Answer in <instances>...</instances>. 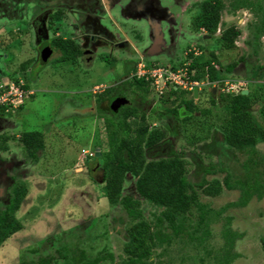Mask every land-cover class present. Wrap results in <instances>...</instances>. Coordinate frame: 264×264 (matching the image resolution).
<instances>
[{
	"label": "rangeland",
	"instance_id": "374dc122",
	"mask_svg": "<svg viewBox=\"0 0 264 264\" xmlns=\"http://www.w3.org/2000/svg\"><path fill=\"white\" fill-rule=\"evenodd\" d=\"M194 1L184 0L183 7L177 8L173 0H163L165 5L173 6L178 20V32L166 29V23L164 24L165 39L168 45H171L173 41L171 39L177 35V47L173 55L163 52L145 57L148 64L178 63V60L184 59V50L188 45L203 42L190 26L192 16L196 13L193 10ZM185 8H188V11H185ZM112 12L113 22L110 17L104 20L110 30L120 33L125 29L140 50L150 45V27L144 19L128 18V15L121 13L119 9ZM31 14L29 6V15ZM253 17L247 9H240L236 15L224 11L223 19L229 24L236 23L242 29L236 51L221 50L218 42H211L210 47L215 48L225 62L230 61L231 57L236 58L240 53L252 51L246 41L249 37L247 23ZM26 20L17 18H13L12 21L0 20V24L6 22L3 31H0V54L3 55L0 58V67L6 69L5 65L10 63L12 69L16 71H13L15 75L26 77L31 89L34 90V94L26 99L23 108L19 110L14 108V111L9 109L11 113L0 123V133L15 134L18 139L22 132L41 131L44 134V148L36 163L29 161L23 145H20L17 139L9 141L7 151H0L3 158L10 160L13 157L12 161L14 158V161H20L18 164L13 163L11 174L16 181L25 183L29 189L16 213L23 227L0 246V264H21L24 258L30 259L37 254L31 252L33 249L46 254L52 251L47 245L54 248L66 245L69 248H79L89 257L106 249L113 253L114 260L107 259L101 264H119L123 254L125 228L130 220L122 222L119 219L120 216L126 218L125 210L121 205L112 206L108 202L103 196L101 185L95 184L89 178L86 167L98 160L95 154L98 147H107L105 116L96 108L97 94L131 74L135 63L138 62V55L100 50L89 62L82 58L74 62L61 60L62 52L55 49L49 59H39V56L35 57L36 52L33 50L35 44L26 35L28 31L26 26L29 23ZM118 25L121 27L118 28ZM244 63L245 67L240 69L241 73L263 71L258 64L264 65V36L260 39L259 56ZM184 65L188 66V61ZM25 66L30 69L24 71ZM210 93H214L213 88L210 89ZM166 96L167 93L163 95ZM149 98L157 102L155 110L159 115L151 113L149 121L155 119L153 125L156 126L161 123L168 125L170 130L168 140L173 143L172 148L186 153L188 175L192 179L200 178V175L195 174L198 166L193 152L200 153L202 166L209 167L211 164L218 166L216 172L206 174L207 179L215 177L222 179L227 173H242L240 163L247 156L230 148L217 128L229 116L227 102H217V107H212V114L205 117L202 123L188 125L184 129L183 124L193 123H185V120L178 122L173 114L168 115L166 110L170 109V103L160 99L154 90L150 92ZM260 104L261 102L257 107ZM142 106L147 105L144 103ZM254 113L256 121L264 126V113L260 109L259 113L257 110ZM202 124L216 125L211 129L210 136L203 137L207 133L201 130ZM257 149L264 155V142L258 143ZM90 152L96 157L90 156ZM160 155L163 153L152 157L158 158ZM101 172L99 169L93 170V176L99 180ZM99 182L101 183L100 180ZM134 184L132 177L126 180L123 195L133 193L139 197ZM239 196V189L228 190L224 187L222 193L217 196L202 194L201 201L217 210L228 202L236 201ZM140 201L145 217L153 222V214L158 213L160 209L143 198H140ZM226 227L236 237L231 251L237 256L233 258L231 264H264L262 241L264 197L262 199L253 197L245 206L229 207L223 211L218 220L211 225V237L205 246L200 248L191 244L183 246L182 243L174 241L171 246L158 247L153 259L156 264H214L216 263L214 254L226 246L223 235ZM79 235L81 236L78 237ZM207 251H212V254L207 255ZM75 257L78 259V256ZM58 260V264H63L61 256Z\"/></svg>",
	"mask_w": 264,
	"mask_h": 264
},
{
	"label": "trees",
	"instance_id": "16d2710c",
	"mask_svg": "<svg viewBox=\"0 0 264 264\" xmlns=\"http://www.w3.org/2000/svg\"><path fill=\"white\" fill-rule=\"evenodd\" d=\"M196 8L197 12L190 25L191 29L193 32L205 29L206 37H201L203 42H195L202 51L201 54L195 55L191 50L186 57L190 60L187 66L190 79L222 82L229 74L232 75L231 78H241L234 74L237 64L246 62L250 58H257L260 53V39L264 36V0H203L196 4ZM240 9H247L254 16L247 23L249 37L246 43L252 51L240 53L236 58L229 57L230 61L225 62L217 50L210 47L211 42H218L221 50H237V40L242 34V29L236 23H227L223 19V13L227 11L231 15H236ZM218 29H220L219 34H217ZM52 45L62 52L61 60L76 62L81 55L79 44L71 37L54 38ZM182 66H184L183 63L172 64L174 69ZM258 67L263 70L261 73L252 71L248 74L247 94L241 91L235 93L221 90L210 93L212 86L208 84L200 89L197 97L194 91L187 89L180 91L169 89L164 93H167L166 97H163L164 94L160 96V99H165L171 105L170 109L166 110L167 113L173 114L178 122L185 120V123H193L183 124L184 129L188 125L202 123L205 117L212 114V107H217V102H227L229 116L217 128L230 148L244 153L247 157L240 163L242 173H227L222 179L206 178V174H213L218 166L216 164H211L209 167L202 166L200 153L193 152L198 166L195 174L200 175V178L196 180L188 175V160L186 153L182 150L177 151L171 147L158 158L150 155L152 149L167 142L170 130L167 124L161 123L156 126L152 124L155 119L149 121L148 117L151 113H148L142 104H147L149 94L154 88L145 78L133 76L137 69L136 63L132 73L122 84L106 87L97 94L99 110L105 116L107 147H98L101 158L97 157V161L103 172L101 183L94 176H88L92 182L101 185L103 196L112 206L123 207L126 218L120 216L119 219L122 222L126 219L130 220L125 228L123 254L119 264H156L153 259L155 250L164 245L171 246L174 241L182 243L183 246L190 244L197 248L205 246L211 237V225L218 220L223 211L229 207L245 206L253 197L257 199L264 197V155L257 149V144L264 142V126L254 117L255 110L259 113L260 109L264 113V95H262L264 65L258 64ZM26 70L28 66L24 67V71ZM7 71L8 73H4V76L9 82L19 84L23 81V89H31L26 77L16 76V71L12 70L11 66ZM0 82L3 83V80ZM123 88L134 90L132 92L141 97L142 104H127L117 112L108 113L110 109L108 101L116 93L123 91ZM27 98L15 109L23 108ZM217 98H219L218 101ZM260 102L261 104L257 107ZM8 108L10 107L0 105V123L5 121L4 117L7 114L14 111ZM214 127H216L215 124H202L201 130L207 133L203 137L210 136L211 129ZM43 136L41 131H25L17 139L15 134L2 132L0 133V151H7L9 141L17 139L18 143L23 145L29 161L36 163L44 148ZM92 157L96 156L93 154ZM87 168L90 169V166ZM220 169L223 170V168ZM130 177L135 181L134 189L139 197L133 193L128 195L122 193L124 183ZM224 187L228 190L239 189V198L217 210L201 201L202 194L217 196L222 193ZM28 191L27 185L19 181H15L11 188L9 203L5 209L0 210V246L11 235L22 229L23 224L16 213ZM140 198L160 209L158 213L153 214V222L145 217ZM223 235L226 246L214 254L216 262L214 264H231L233 258L237 256L231 251L236 239L235 234L230 233V229L226 227ZM46 241L48 242L49 239ZM262 241L264 248V236ZM47 246L52 251L43 254L40 250L33 249L31 252L38 255L30 259L24 258L21 264H58L59 256L63 258V264H101L107 259L114 260L113 253L106 249L89 257L79 248H69L67 245L59 248ZM211 252L207 251V255L210 256ZM159 255L161 254H157ZM75 256H78V259Z\"/></svg>",
	"mask_w": 264,
	"mask_h": 264
},
{
	"label": "flooded vegetation",
	"instance_id": "af4514ba",
	"mask_svg": "<svg viewBox=\"0 0 264 264\" xmlns=\"http://www.w3.org/2000/svg\"><path fill=\"white\" fill-rule=\"evenodd\" d=\"M183 1L184 0H173L174 6L177 8H179V6L183 7ZM201 1L203 0H195L193 2V7H195L193 10L196 12V4ZM29 6L32 11L31 16L29 15ZM115 9H119L121 13H126L128 18L137 20L142 18L148 23L151 32V42L149 46L140 50L131 40L128 31L124 29L118 33L109 29L104 23V20L107 19V17H110L109 19H112L111 22H113L112 11ZM184 10L188 11V8H185ZM13 18H17L18 20L27 19L26 21H29L26 26L28 28L26 35L32 40L33 44H35V46L33 45V50L36 52L35 57L38 58L39 56V59L43 58L47 60L53 55L54 50L57 49L52 45L53 40L60 36L67 38L71 37V39H74L81 49V55L78 57V60L82 58L84 61L88 62L92 60L96 54L98 55L100 50L123 52L124 54L134 53L138 55L137 58L139 62L141 59L145 60V57L147 56H154L163 52L173 55V52L177 47V35L171 39L173 40L171 45H168L167 39H165L164 24L166 23V29H170L172 32H175L176 30V32H178V20L175 11L173 10V6L165 5L163 0H0V20L6 19L12 21ZM1 23L0 26H2L0 27V31H3L6 22L3 21ZM117 27L120 28L121 26L118 25ZM63 32L66 35H63ZM67 32H69V34ZM219 32L220 29H218L217 34H219ZM196 33L199 37H206L205 29H201L200 32ZM191 50L194 51L195 55H199L202 52L195 43H191L184 50V59H180L181 61L178 60L177 64H185L187 61L189 64L190 60L186 59V57ZM2 56L3 55L0 54V58ZM154 63L159 64L158 62ZM243 63L244 62H240L235 67L234 74L241 77L239 79H244L242 76L247 74L241 73L240 69L245 67V63ZM6 65V69L0 67V80L3 81L8 79L4 76V73L5 70L11 66L10 63H7ZM168 65L172 66V63H169ZM227 76L228 77L225 80H239L231 78L232 75L230 74ZM128 77L129 75L113 85L116 86L122 84V82ZM222 82H218V85L215 87L212 86L211 88H213V90L215 88V91L216 89L218 90V87H221ZM220 90L224 91L222 88ZM130 93H132V95H129ZM124 97L127 98L129 102L120 105L117 103L116 107L118 106V108L116 110L113 109L112 100L114 98ZM154 101V99L148 97L147 106H143L144 109H147L148 113H157L152 107ZM141 102V97L139 95L134 94L130 88H123V91H120L118 94L116 93L108 101L111 109H109L108 113L112 114L113 112H117L122 106L127 104L141 105ZM96 108L97 110L100 108L98 102ZM166 141L167 142L158 145L150 151L152 156L166 153L168 149L172 147L173 143L168 140ZM12 158L8 160L0 156V210L5 209L9 203L11 188L15 183L14 181H16L15 178H13L14 175L11 174V170L13 168V163L18 164L20 161H14L15 158L12 161ZM91 166H93L92 169L86 167L89 175H94L93 170L99 169L102 171V168L99 166V161L97 160L90 164V167ZM102 175L103 172H101V175L98 177L100 178V181H102ZM2 194L6 196H2Z\"/></svg>",
	"mask_w": 264,
	"mask_h": 264
},
{
	"label": "built area",
	"instance_id": "2783aa9c",
	"mask_svg": "<svg viewBox=\"0 0 264 264\" xmlns=\"http://www.w3.org/2000/svg\"><path fill=\"white\" fill-rule=\"evenodd\" d=\"M134 75L149 81L159 96H162L169 89L178 91L187 89L194 91L195 89L200 90L204 85L210 83L206 80H191L188 68L185 65L174 69L170 65L148 64L143 59L139 60L137 69L133 73ZM210 84L216 86L218 82ZM246 84L247 82L241 79L224 80L221 88L226 92L238 93L246 87ZM22 85L23 81H20L19 84L15 82H0V105L10 107L8 109L17 108L26 97L33 94V90H24Z\"/></svg>",
	"mask_w": 264,
	"mask_h": 264
},
{
	"label": "water",
	"instance_id": "95a60500",
	"mask_svg": "<svg viewBox=\"0 0 264 264\" xmlns=\"http://www.w3.org/2000/svg\"><path fill=\"white\" fill-rule=\"evenodd\" d=\"M49 53V52H48ZM213 91H215V88H214V90ZM198 93H199V90L198 89H195L194 90V95L197 97L198 96ZM242 93L243 94H247L248 93V90L247 89H244L243 91H242ZM129 102V100L127 99V98H114L113 100H112V107H113V109H117L118 108V106L116 107V105H117V103L120 105V104H126V103H128ZM101 155V151H100V148H97L96 149V156H100Z\"/></svg>",
	"mask_w": 264,
	"mask_h": 264
},
{
	"label": "clouds",
	"instance_id": "9594fccd",
	"mask_svg": "<svg viewBox=\"0 0 264 264\" xmlns=\"http://www.w3.org/2000/svg\"><path fill=\"white\" fill-rule=\"evenodd\" d=\"M153 63H154V62H153ZM241 80H245V81H246V79H241ZM3 82H9V80H8V79H6V80H4ZM214 82H217V81H214ZM246 82H247V81H246ZM210 83H213V82H210ZM210 83H209V84H210ZM247 83H248V82H247ZM210 86H214V87H215V85H213V84H211ZM218 88H219V90L221 89V87H218ZM244 89H247V88L245 87ZM244 89H243V90H244ZM31 90H33V89H31ZM243 90H242V91H243ZM247 90H248V89H247ZM199 91H200V90H199ZM216 91H217V89H216ZM242 91H241V92H242ZM214 92H215V91H214ZM33 94H34V90H33ZM33 94H31V95H33ZM89 155H91V156H92V155H93V153H92V152H90V154H89Z\"/></svg>",
	"mask_w": 264,
	"mask_h": 264
},
{
	"label": "crops",
	"instance_id": "0c3cea01",
	"mask_svg": "<svg viewBox=\"0 0 264 264\" xmlns=\"http://www.w3.org/2000/svg\"><path fill=\"white\" fill-rule=\"evenodd\" d=\"M13 69H14V68H13ZM13 69H12V70H13ZM249 73H250V72H248L247 74L243 75L242 78L247 79ZM216 92H217V91H216ZM216 92H215V93H216ZM156 104H157V102L154 101V103H153V105H152L153 109L156 108ZM156 112L158 113V111H156ZM166 113H167V112H166ZM167 114L169 115V114H171V113H167ZM156 115H158V114H156ZM158 116H159V115H158ZM159 119H160V118H159ZM159 119H158V120H159Z\"/></svg>",
	"mask_w": 264,
	"mask_h": 264
}]
</instances>
